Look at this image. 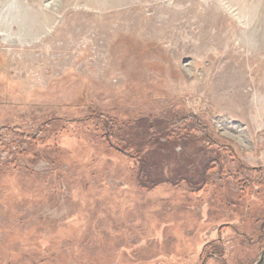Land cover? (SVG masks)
Here are the masks:
<instances>
[{
	"label": "rangeland",
	"instance_id": "374dc122",
	"mask_svg": "<svg viewBox=\"0 0 264 264\" xmlns=\"http://www.w3.org/2000/svg\"><path fill=\"white\" fill-rule=\"evenodd\" d=\"M144 117L187 118L205 148L153 187L105 137ZM263 250L264 0H0V264Z\"/></svg>",
	"mask_w": 264,
	"mask_h": 264
},
{
	"label": "trees",
	"instance_id": "16d2710c",
	"mask_svg": "<svg viewBox=\"0 0 264 264\" xmlns=\"http://www.w3.org/2000/svg\"><path fill=\"white\" fill-rule=\"evenodd\" d=\"M187 121V118L181 117H144L126 123L111 119L110 122L105 123V137L112 146L136 159L139 165V181L143 186L153 187L162 182L159 171L166 162L173 160L172 157L175 156V149L178 146L192 148L196 153L205 152L204 147H199L197 151L201 139L192 134L193 128ZM185 166H178V171L175 172L177 176L188 173ZM207 167L208 165L205 166ZM201 169L202 167L199 170ZM180 178L191 179L189 175L187 177L182 175Z\"/></svg>",
	"mask_w": 264,
	"mask_h": 264
},
{
	"label": "water",
	"instance_id": "95a60500",
	"mask_svg": "<svg viewBox=\"0 0 264 264\" xmlns=\"http://www.w3.org/2000/svg\"><path fill=\"white\" fill-rule=\"evenodd\" d=\"M264 261V250L262 254L260 255L259 259L254 264H262Z\"/></svg>",
	"mask_w": 264,
	"mask_h": 264
}]
</instances>
